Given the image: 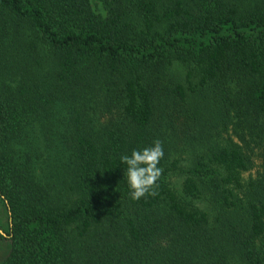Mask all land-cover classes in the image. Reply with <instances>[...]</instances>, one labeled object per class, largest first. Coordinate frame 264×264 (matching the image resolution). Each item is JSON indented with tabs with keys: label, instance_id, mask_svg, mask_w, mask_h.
<instances>
[{
	"label": "trees",
	"instance_id": "1",
	"mask_svg": "<svg viewBox=\"0 0 264 264\" xmlns=\"http://www.w3.org/2000/svg\"><path fill=\"white\" fill-rule=\"evenodd\" d=\"M0 196V264H264V0H0Z\"/></svg>",
	"mask_w": 264,
	"mask_h": 264
},
{
	"label": "clouds",
	"instance_id": "2",
	"mask_svg": "<svg viewBox=\"0 0 264 264\" xmlns=\"http://www.w3.org/2000/svg\"><path fill=\"white\" fill-rule=\"evenodd\" d=\"M163 156V142L157 139L152 146L133 150L131 155L124 154L120 157V161L126 165L127 182L133 200L158 194L157 181L163 172L159 164Z\"/></svg>",
	"mask_w": 264,
	"mask_h": 264
},
{
	"label": "rangeland",
	"instance_id": "3",
	"mask_svg": "<svg viewBox=\"0 0 264 264\" xmlns=\"http://www.w3.org/2000/svg\"><path fill=\"white\" fill-rule=\"evenodd\" d=\"M1 198L0 196V262L6 258L11 248V241L9 238L11 224L5 203Z\"/></svg>",
	"mask_w": 264,
	"mask_h": 264
}]
</instances>
